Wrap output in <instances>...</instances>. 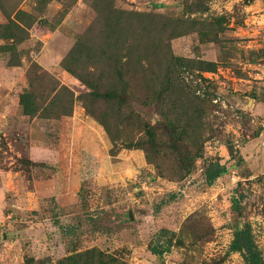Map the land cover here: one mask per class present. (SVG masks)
Returning <instances> with one entry per match:
<instances>
[{
  "label": "rangeland",
  "instance_id": "obj_1",
  "mask_svg": "<svg viewBox=\"0 0 264 264\" xmlns=\"http://www.w3.org/2000/svg\"><path fill=\"white\" fill-rule=\"evenodd\" d=\"M251 4L0 0V36L7 22L19 28L0 40V230L23 264H97L98 253L111 264H243L228 248L244 225L264 259V151L238 152L264 130L251 113L264 103V9L253 21ZM29 90L34 117L18 105ZM171 126L189 151L184 170ZM215 163L226 173L207 186ZM126 206L135 225L111 226L107 214ZM156 243L168 248L159 258Z\"/></svg>",
  "mask_w": 264,
  "mask_h": 264
},
{
  "label": "trees",
  "instance_id": "obj_2",
  "mask_svg": "<svg viewBox=\"0 0 264 264\" xmlns=\"http://www.w3.org/2000/svg\"><path fill=\"white\" fill-rule=\"evenodd\" d=\"M11 24V25H8ZM29 25L28 23H25V27H27ZM5 26V25H4ZM2 27V25H0V28ZM15 29L16 31L19 32V28L13 24V23H9L7 22L5 29H6V34L4 36H0V40H5V39H9V41L13 40L14 38V34L11 35V29ZM21 33H24V31H21ZM76 46H73V48H76L78 46H80V43L75 44ZM207 68H205L204 70L207 72L210 71H214V65L213 64H206ZM76 78L79 80L80 78L75 75ZM31 84L29 82V87L31 88ZM31 90V89H30ZM26 91L21 93L18 96V105L21 108V114L25 117H34L39 109V106L36 103V98L34 96V94L32 93V91ZM107 98L112 99L113 96L111 95L109 97V95L107 96ZM117 100V104H119V106H123L125 101L120 99L118 97ZM124 101V102H123ZM68 113V112H65ZM61 114V115H65L67 116V114ZM101 125L105 128V124L101 123ZM158 129H162L168 132V128L169 125H164L160 122H157L155 124ZM139 129L143 132V134L146 137V140L149 141V144L154 143V133L152 132V126H149V124H140ZM171 136L170 140H171V150L176 152L177 154V159L179 160V166L182 168V170L186 169L187 167L191 166L188 165L189 161L187 162V159L189 158V151L188 148L186 146H182L180 144V139L175 138L174 132L176 131V126H171ZM111 141H114V139H112ZM151 145V146H152ZM153 147V146H152ZM155 150L157 149V147H153ZM231 147H227V152L229 155V158L232 159V151H231ZM148 156V155H147ZM213 170L207 171L204 174V181L205 184L207 186H209L212 181H214L218 176L225 174L226 173V168L223 165H220L218 163H215L212 165ZM173 196L172 194L169 195V199H172ZM232 202L235 204L236 202L234 200H232ZM167 247L164 246H160V244H155L152 247H149L148 251L150 252V254H152L153 256H155L156 258H159L164 252L167 251ZM229 251L232 252H237L240 254L243 264H264V259L262 258L261 253L258 251V249L256 248L255 244L252 241V237L250 234V230L249 227L247 225H244L242 228H237L234 232H233V238L229 244ZM79 257V256H77ZM92 254L85 252V258H91ZM98 260H97V264H111L108 261H105L104 259H102V255L101 253H98ZM111 262H115L114 260L110 259ZM70 261H72V259L70 258ZM58 264H63V263H58ZM73 264H76L75 262H73Z\"/></svg>",
  "mask_w": 264,
  "mask_h": 264
},
{
  "label": "crops",
  "instance_id": "obj_3",
  "mask_svg": "<svg viewBox=\"0 0 264 264\" xmlns=\"http://www.w3.org/2000/svg\"><path fill=\"white\" fill-rule=\"evenodd\" d=\"M251 13L250 19L256 21L260 15H262V11L264 9V1L263 0H253V4L249 6ZM253 101V100H252ZM251 113L254 116L261 117L264 116V103L263 102H252ZM254 142H249L244 145V147H240L238 149L239 154L241 155L242 159H250L252 157L253 149L250 147L254 146L260 150L263 149L264 151V130L261 132L259 137L253 139ZM251 151V152H249ZM247 153V154H244ZM7 238V242L1 247L0 250V264H23V259L19 253V249L15 246L17 239L11 241Z\"/></svg>",
  "mask_w": 264,
  "mask_h": 264
},
{
  "label": "water",
  "instance_id": "obj_4",
  "mask_svg": "<svg viewBox=\"0 0 264 264\" xmlns=\"http://www.w3.org/2000/svg\"><path fill=\"white\" fill-rule=\"evenodd\" d=\"M159 7V6H158ZM153 122H155V119H153ZM108 219L107 222L111 226H134L135 225V219L132 213V210L129 206H126L125 208L110 212L107 214ZM7 242V236L4 230H0V246L5 244Z\"/></svg>",
  "mask_w": 264,
  "mask_h": 264
}]
</instances>
